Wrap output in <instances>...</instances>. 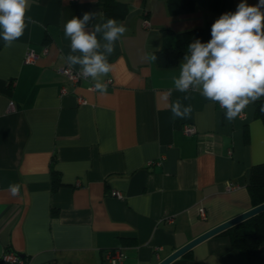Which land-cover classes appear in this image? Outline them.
Returning a JSON list of instances; mask_svg holds the SVG:
<instances>
[{
    "label": "crops",
    "instance_id": "crops-1",
    "mask_svg": "<svg viewBox=\"0 0 264 264\" xmlns=\"http://www.w3.org/2000/svg\"><path fill=\"white\" fill-rule=\"evenodd\" d=\"M111 2L127 7L118 20L127 32L108 58L112 70L97 78L105 95L60 69L69 66L64 24L85 12L107 19L106 0H34L23 36L10 46L0 39V259L14 251L27 264H105L107 251L120 247L123 264H158L253 207L250 173L264 163L255 103L229 122L218 103L196 91L184 101L174 90L182 60L153 59L164 28L213 25L241 0H195L196 10L180 15L167 0ZM30 50L38 58L26 63ZM177 98L193 111L173 121L168 106ZM10 185L19 186L16 195ZM171 264L250 263L222 232Z\"/></svg>",
    "mask_w": 264,
    "mask_h": 264
},
{
    "label": "clouds",
    "instance_id": "clouds-1",
    "mask_svg": "<svg viewBox=\"0 0 264 264\" xmlns=\"http://www.w3.org/2000/svg\"><path fill=\"white\" fill-rule=\"evenodd\" d=\"M33 2L0 0V39L5 46L23 36L31 22L26 14ZM98 19L100 22L92 24L89 31V24ZM126 32L122 22L104 19L102 12H85L82 18L73 16L64 24L65 38L70 41L66 63L70 68L79 65V74L84 79L92 78L101 95L107 93V85L97 78L112 70L108 58ZM173 86L175 91L186 94L184 101L190 99L189 91H196L206 100L218 103L229 122L264 97V0H258L256 5L241 0L235 12H225L213 23L208 42L196 39L188 44ZM170 96L171 91L164 99L169 100ZM168 107L173 121L186 119L193 111L192 105L184 104L180 98ZM10 190L16 195L19 186L10 185Z\"/></svg>",
    "mask_w": 264,
    "mask_h": 264
},
{
    "label": "trees",
    "instance_id": "trees-1",
    "mask_svg": "<svg viewBox=\"0 0 264 264\" xmlns=\"http://www.w3.org/2000/svg\"><path fill=\"white\" fill-rule=\"evenodd\" d=\"M168 9L171 15H180L190 13L196 10L195 0H167ZM106 14L108 18L116 20L123 19L128 13L125 6L114 4L111 0H106ZM211 27L193 28L190 30L174 33L169 28H164L163 33L165 39L162 48L155 54L159 64L163 66L176 65L187 50L188 44L199 39L202 43H206L211 39ZM264 97L255 102V117L264 123ZM53 189L59 184V175L53 169ZM248 191L252 201V205L257 206L264 202V163L254 165L252 167ZM236 249L243 251L250 264H264V212L226 230L224 232ZM26 260V257L24 256Z\"/></svg>",
    "mask_w": 264,
    "mask_h": 264
},
{
    "label": "built area",
    "instance_id": "built-area-1",
    "mask_svg": "<svg viewBox=\"0 0 264 264\" xmlns=\"http://www.w3.org/2000/svg\"><path fill=\"white\" fill-rule=\"evenodd\" d=\"M38 58V55H36V53L32 50L28 51L25 57V62L26 63H33L35 62V60ZM60 72L66 76L73 84H77L79 82L82 81H89V89L90 90H96L94 87L93 82L90 81V78L88 79H84L80 74V69L78 68H70L69 66H65L63 68L60 69ZM80 102L82 104L86 103V101L83 98H80ZM195 132L194 128H192L191 126H187L185 127V133L186 134H193ZM113 196H116L120 199H124L123 194H121L120 192L114 191L112 192ZM200 216L203 219L207 218V212L205 210V208H201L200 209ZM126 258V254L123 251L122 248H114L111 250L107 251L106 254V261L105 264H123V261ZM1 264H27L26 260L24 259V256H22L19 253H16L14 251H7V252H3V254L1 255Z\"/></svg>",
    "mask_w": 264,
    "mask_h": 264
},
{
    "label": "water",
    "instance_id": "water-1",
    "mask_svg": "<svg viewBox=\"0 0 264 264\" xmlns=\"http://www.w3.org/2000/svg\"><path fill=\"white\" fill-rule=\"evenodd\" d=\"M264 212V202L252 207L251 209L247 210L246 212L235 216L234 218L223 222L221 224H219L218 226L211 228L210 230H208L207 232L203 233L202 235L198 236L197 238L193 239L192 241H190L189 243H187L186 245H184L183 247L179 248L178 250H176L173 254H171L170 256H168L167 258H165L164 260H162L161 262H159L158 264H171L173 261H175L176 259L184 256L185 254H187L190 250H192L195 246L199 245L200 243L206 241L207 239L220 234L222 232H225L226 230L260 214Z\"/></svg>",
    "mask_w": 264,
    "mask_h": 264
}]
</instances>
